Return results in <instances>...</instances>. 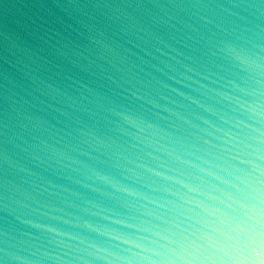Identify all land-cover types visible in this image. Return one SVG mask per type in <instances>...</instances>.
Masks as SVG:
<instances>
[{
  "label": "clouds",
  "instance_id": "obj_1",
  "mask_svg": "<svg viewBox=\"0 0 264 264\" xmlns=\"http://www.w3.org/2000/svg\"><path fill=\"white\" fill-rule=\"evenodd\" d=\"M0 264H264V0H0Z\"/></svg>",
  "mask_w": 264,
  "mask_h": 264
}]
</instances>
